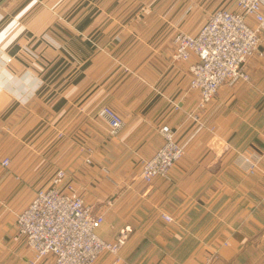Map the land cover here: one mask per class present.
I'll use <instances>...</instances> for the list:
<instances>
[{
  "label": "crops",
  "instance_id": "obj_1",
  "mask_svg": "<svg viewBox=\"0 0 264 264\" xmlns=\"http://www.w3.org/2000/svg\"><path fill=\"white\" fill-rule=\"evenodd\" d=\"M236 2L0 0V242L9 249L0 264L9 251L11 264L32 258L7 230L8 211L60 170L105 216L104 240L127 234L119 260L107 253L96 264H205L214 253L209 264H264V34L245 65L250 81L224 85L205 108L190 88L196 57H173L177 32L198 34ZM104 106L124 120L116 135ZM163 125L177 131L184 156L168 179L132 181L163 146ZM246 156L259 160L254 174Z\"/></svg>",
  "mask_w": 264,
  "mask_h": 264
},
{
  "label": "built area",
  "instance_id": "obj_2",
  "mask_svg": "<svg viewBox=\"0 0 264 264\" xmlns=\"http://www.w3.org/2000/svg\"><path fill=\"white\" fill-rule=\"evenodd\" d=\"M237 11L218 9L213 12L198 34L179 31L174 36L173 57L179 61H193L190 88L200 93V107L205 108L226 84L250 81L245 69L248 60L259 51L264 34V0H237ZM257 23L251 26L248 19ZM99 114L107 120L111 134L124 126L122 117L112 108L103 107ZM160 133L163 146L150 159L142 162V179L150 184L157 177H168L170 170L184 156L185 146L177 141V132L163 125ZM258 158L246 156V170L254 174L259 168ZM10 158L2 161L9 167ZM91 163L90 159L86 160ZM167 222L173 219L162 214ZM103 214L93 207L69 183L68 174L60 170L49 187L38 190L28 206L20 212L14 224V240H23L32 252L28 264H39L53 256L55 264H95L104 254L118 256L125 245L123 232L114 242L104 240L98 229L104 224Z\"/></svg>",
  "mask_w": 264,
  "mask_h": 264
},
{
  "label": "rangeland",
  "instance_id": "obj_3",
  "mask_svg": "<svg viewBox=\"0 0 264 264\" xmlns=\"http://www.w3.org/2000/svg\"><path fill=\"white\" fill-rule=\"evenodd\" d=\"M105 107V106H104ZM108 107V106H107ZM175 130V129H174ZM176 131V130H175ZM177 132V131H176ZM66 136V134H65V132L64 131H62V130H60V131H58V133H57V139L58 140H63L64 139V137ZM178 141V140H177ZM179 142V141H178ZM180 143V142H179ZM180 144H182V143H180ZM182 145H184V144H182ZM79 147H80V151L81 152H84L85 154H86V152H88L90 155H91V152H92V150L90 149V148H85L86 146H83V151H82V145H79ZM86 151V152H85ZM87 153V154H88ZM87 159H90L91 160V162H92V159L91 158H87ZM86 159V160H87ZM150 159V158H149ZM145 160H147V159H145ZM2 163V162H1ZM87 163V162H86ZM11 164V163H10ZM87 164H91V163H87ZM10 166V165H9ZM138 169H140V168H138ZM141 174H142V164H141V169H140V173L139 174H137V175H133L132 176V181H137V180H139L138 178H140L141 180H143L142 179V176H141ZM169 174H170V172H169ZM169 174H168V177H166V179H168L169 178ZM139 176V177H138ZM131 177V176H130ZM135 178V179H134ZM163 178H165V177H163ZM144 181V180H143ZM145 182V181H144ZM146 183V182H145ZM146 184H148V183H146ZM151 184V183H150ZM73 185V184H72ZM74 186V185H73ZM49 187V186H48ZM47 188V187H46ZM44 189V188H43ZM41 190V189H40ZM75 190H76V188H75ZM77 191V190H76ZM78 193H79V191H77ZM36 193V192H35ZM79 194H81V193H79ZM83 197H84V195L83 194H81ZM84 199H85V197H84ZM31 202V201H30ZM29 202V203H30ZM28 203V204H29ZM28 204L22 209V210H20V211H18L17 210V208H10L9 209V207H6V208H8L9 209V221L11 222V224L12 225H10L9 224V228L7 229L8 231H13L14 230V224H15V221H13L14 219H15V216L16 215H18L20 212H22L27 206H28ZM3 209H4V207H3ZM93 210H95V208L93 207ZM95 212V211H94ZM96 213V212H95ZM17 217V216H16ZM104 218H105V216H104ZM0 241H1V239H0ZM7 250H9V249H7V248H2V244H1V242H0V258H2L5 254H7L6 253V251ZM12 254H11V251H9V264H11V262H13V260H12V256H11ZM217 255H218V253H214V255H212V256H207L206 258H205V264H209L210 263V261H212V259H214L215 258V256L217 257ZM114 256H116V255H114ZM116 260H119L120 259V256L118 255V256H116ZM96 264V263H95Z\"/></svg>",
  "mask_w": 264,
  "mask_h": 264
}]
</instances>
